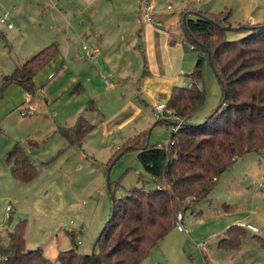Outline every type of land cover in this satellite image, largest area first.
I'll list each match as a JSON object with an SVG mask.
<instances>
[{
  "label": "rangeland",
  "instance_id": "1",
  "mask_svg": "<svg viewBox=\"0 0 264 264\" xmlns=\"http://www.w3.org/2000/svg\"><path fill=\"white\" fill-rule=\"evenodd\" d=\"M111 3L114 11L104 13L97 20L102 31L95 24L98 38L102 41L100 55L102 53L103 58L105 52L110 59L107 68H101L102 58L96 61V65L85 58L87 52L95 51L99 44L95 38L90 41L93 46L82 39V34L88 30L87 25L82 28L78 20L70 19L64 24L54 19L53 8L57 5L51 2L43 8H36L38 11L31 9L33 13L24 22L20 14L31 12L24 0H15L13 7L12 0H0V19L8 14V23L13 26L12 30H7L0 24V90L4 78L10 76L16 66L33 57L34 52H29L30 47L28 51L26 48L37 39L38 33H43L47 41L57 42L58 46L60 61L55 63L57 73L51 79H47V71L37 77L36 93L32 104L24 111L26 116L20 114L19 108L23 104H19L18 109L12 106V110L4 105L8 112L0 118L1 243H6L7 233L12 231L18 220H24L26 250L40 249L50 261H54L58 253L72 248H77L80 253H92L110 214L112 191L108 184H111L116 198L126 196L134 188H156V183L143 170L135 153L114 157L124 144L122 141L136 135L130 131L128 124L120 131L110 125L115 122L119 108H128L131 114H136L138 121L133 122L135 127L150 128L156 120L146 98L139 91L144 70V46L139 36L140 21L138 19L136 23L129 15L134 10L133 2L112 0ZM64 4L70 15L79 11V0L65 1ZM151 4L153 14L171 22L178 20L185 10L202 12L197 10L202 5L214 14L231 11L234 30L247 22H243L247 15L244 9L253 14L252 25L264 22V0H152ZM54 25L58 26L57 31ZM120 27L124 35L122 40L117 33ZM227 28L231 29L230 24ZM245 35L243 31H229L226 38L234 41ZM185 54L182 76L192 84L187 75L192 73L196 60L203 54ZM104 78L109 80L111 87L104 83ZM78 85H81V92L71 96ZM196 85L204 91L205 97L203 105L187 119L193 125L203 123L221 102L220 85L207 63L203 64L201 79ZM4 94V103L12 98L14 105L24 91L10 85ZM91 100L105 115L104 123L96 113L85 112ZM78 115L86 116L88 122L94 125V130L81 147L73 148L59 134V129L73 126ZM107 121L108 125L103 127ZM169 121L171 126H156L159 136L151 138L152 145L158 138L161 144L168 141L175 129L172 127L178 123L175 119ZM27 140L35 144H29ZM15 142L23 144L30 161L39 170V175L31 183L14 181L6 170L3 159ZM10 207L12 220L8 222ZM233 223L238 226L252 225L258 229L259 235H264V159L255 153L237 160L230 171L220 178L213 193L193 210L184 213L183 225L188 234L173 229L151 250L142 264H207L204 256L215 264H241L246 261V256L260 251L258 245L251 241L252 233L247 234V240L239 248L244 257H238L239 253L232 255L218 250L217 242H212L216 235L221 237ZM72 233L76 236L73 237ZM200 244L205 246L199 247ZM259 262L264 264V260Z\"/></svg>",
  "mask_w": 264,
  "mask_h": 264
},
{
  "label": "trees",
  "instance_id": "2",
  "mask_svg": "<svg viewBox=\"0 0 264 264\" xmlns=\"http://www.w3.org/2000/svg\"><path fill=\"white\" fill-rule=\"evenodd\" d=\"M230 17L227 11L181 13L184 52L203 54L187 75L191 88L175 87L166 101L167 108L181 122L166 143L150 145L148 134L141 133L127 140L114 155L137 153L143 170L155 179L157 186L152 190L134 188L126 196L116 198L109 184L112 205L93 256L72 248L50 261L40 249L26 250V222L20 219L7 233L6 243H1V236L0 264H142L151 249L175 229L176 215L181 213L184 218L187 210L206 199L221 175L230 171L237 160L251 153L264 159V22L239 25L232 30L227 28ZM229 31H243L246 35L229 41ZM189 46L193 49L189 50ZM57 55L55 44L42 49L14 69L0 93L9 85H17L33 96L35 76ZM204 63L211 67L220 85L221 102L203 123L193 125L187 119L204 102V91L196 85ZM94 109V102H90L87 110ZM155 125L171 126L170 121H156ZM93 129L94 125L80 116L73 126L59 129V134L69 147H79ZM3 161L20 183H31L39 175L20 143L12 146ZM118 184L119 181L116 187ZM11 220L10 207L7 221ZM246 237L240 226H232L218 247L237 249ZM252 239L264 249V237L254 234Z\"/></svg>",
  "mask_w": 264,
  "mask_h": 264
},
{
  "label": "crops",
  "instance_id": "3",
  "mask_svg": "<svg viewBox=\"0 0 264 264\" xmlns=\"http://www.w3.org/2000/svg\"><path fill=\"white\" fill-rule=\"evenodd\" d=\"M54 1L55 2H53L52 0H24V3L28 4L27 9L30 10L31 12L26 14V12L24 11L20 15L25 22V20L33 13V11L31 9H36V8L38 9L39 7L43 8L45 5H47L49 2H51L53 5L54 4L57 5L56 8H53L54 19H59L64 24H66V22H68V20H70V19L78 20V24L82 28H84V26L87 25L88 30L86 29V31H84V33L82 34V39L86 43H88L89 45H92V42H90V41H92L94 38L98 39L99 40L98 47L94 48V49H96V51H98V52H99V50H102L101 49L102 41L100 42V38H98L99 32H97V28L100 29V27L98 26L97 20L101 16H103L104 13H106L110 10L112 12L114 11V5H113V3H111L112 0H79V9H78L79 11L73 15H70L69 12H67V10L65 8V4H64L65 1L68 2L70 0H54ZM131 2H133L134 10L132 12H134V14H131L132 12H130L129 15H131L130 16L131 18H134L136 20V23H137L138 19L140 21V25L138 26L139 27V36L142 37L143 46H144V51L142 52V58H143V62H144L143 63V69L144 70H143V75H142L139 91L146 98V100L148 102L147 106L149 104V109H150L151 114H152L153 109L155 108V106L158 103H166V101L168 100V98L171 95L172 90L175 87H186V86L190 85V83H188V80L182 76L184 74L182 71V67L184 65V61H185V58L187 56L184 52V48H183L182 40H181V30H180V26H179L180 17H178V20L171 22L168 19L165 20L166 18L162 17L161 15L158 16V14H156V15L153 14V23L152 24H146V23L142 22L141 17H140L139 0H131ZM14 4H15V0H12V7ZM155 8H156V6H155ZM167 9L170 10V8H167ZM197 10L210 13L209 8L207 9V7L205 5L197 7ZM225 11H227V10H225ZM244 11H246L247 15L245 17L246 20L244 19L243 22H245V21H247V22L243 23V24L246 26H251L253 23V20H252L253 14H250V10L244 9ZM227 12H230V15H231V17L229 19L230 20L229 24H230L231 29H232L233 28V24L231 23L232 12L231 11H227ZM8 17L9 16L7 14L5 24H1V23L0 24L5 26L7 28V30H12L13 26H12V28L7 27V24H9L8 23ZM157 22L161 23L160 27H157L155 25V23H157ZM95 24H96L97 28H96ZM95 29H96V31H95ZM54 30L57 31L58 26L54 25ZM100 30L102 31V29H100ZM232 30H234V29H232ZM125 32H127V31H125ZM117 33L121 35V40H122V36H124V35L121 31V27ZM37 36H38L37 39L34 40L33 42L29 43L27 48H26V50L28 51V47H30L29 52H34L32 56H34L39 51H41V48L43 49V48L48 47V46L53 45V44L57 45V42H55L53 40L47 41V39L43 33H38ZM67 41H68V45H70V47H71L72 44L70 43L69 38H67ZM79 57H83V56L79 55ZM101 58H102V53L100 55V52H99V56H98L97 60H100ZM29 59H30V57H29ZM26 60H28V59H26ZM57 61L58 62L60 61L59 55H57L56 58L51 63H49L44 69H42L35 76V78H34L35 87H36V83H37V77L40 74L47 71L46 72L47 79H51L56 75V73H57L56 72V69H57L56 64H58V63H56ZM100 62L102 64L101 68H103V67L107 68L106 65H109L110 59L107 57L105 52H104L103 58ZM90 63H92V62H90ZM92 64H94V63H92ZM96 64H97V62L95 63V65ZM189 65H190V63H189ZM16 67H18V66H16ZM4 81H5V79H4ZM103 81L107 86L111 87V83L110 84L106 83L104 79H103ZM6 88L4 89V91L6 90ZM77 88H80L78 90V92L73 93L75 90L74 89L71 92V96L74 94H79V92H81V85H78L76 87V89ZM4 91L2 93H0V118L3 117L8 112L6 109H4V105H6V107L9 106V108H10L9 110H12L13 107L15 108L19 104H23V106L19 108L20 114H21L22 112L27 111V109L32 104L33 96L31 97L23 89H22V91H24V94H21L20 100L18 102H16L14 105H13V99L12 98H8L7 101L4 103V97H5ZM90 102H94V101L93 100L89 101L87 106L89 105ZM94 104H95V102H94ZM87 106L85 108L86 113H96L100 117L101 123H104L106 121L105 115L99 110V108L96 106V104H95V109L93 111H88ZM17 109H18V107H17ZM135 115H136L135 113L131 114L130 109H128V108H123V107L119 108L117 110L115 122H112L110 125H113L114 130L120 131V128L124 127L125 124L126 125L128 124V126L131 128V129L129 128L130 131L133 132V134H136V135H133V137H127L128 139H124L122 141V143L123 142L125 143L127 140L134 138L135 136H137L141 133H147L148 139H149V144L152 145L153 143L151 141V138L154 139V138H157V136H159L158 132H156V129H157L156 126H158V125L154 124L150 128H149V126L148 127H135V124H133V122L138 121V120H136ZM21 116H26V115L21 114ZM80 116H83L86 119V121L88 122L86 116H84V115H78V117H76V118L78 119ZM103 118H104V120H103ZM107 125H108V121L105 123V125L103 127H106ZM143 128H149V130L143 129ZM90 134H91V132L84 138V140L82 141V143L79 147L82 146L83 142L86 140V138ZM157 140H160V138H158ZM157 140H156L155 144L159 143V141H157ZM15 143H20V142H15ZM27 143L35 144L34 142H32L30 140H27ZM20 144L23 146L22 143H20ZM26 154L29 157L27 152H26ZM135 155L137 157V153H135ZM5 167H6L7 172L9 173L6 164H5ZM227 172H229V171H227ZM227 172H225V173H227ZM225 173H223L221 175V177ZM9 175H10V173H9ZM220 178H219V180H220ZM152 179L156 183V181L153 177H152ZM13 180L16 181L14 178H13ZM219 180L209 195H211L213 193V191L215 190V188L217 187V185L219 183ZM7 182H9V180H7ZM16 182H18V181H16ZM9 183H10V185H12L11 182H9ZM18 183H20V182H18ZM1 194H3L2 191H0V195ZM183 221H184V219H183ZM232 226H236V224L233 223V225H231L230 227H232ZM230 227H228L221 234V237L219 236L220 234L216 235L214 237L216 239H212V242H215V243L217 242L216 247L218 250L225 251V252L232 254V255H235V253H239L238 255H240V256H238V257H244L245 254L242 251H239V248L247 240V238H248L247 234L250 232L244 230L242 228V226H240V227L244 232H246L247 237L242 242V244L240 245L239 248L234 249V250H224V249H221L218 247L219 241L225 236V233L227 232V230ZM0 233H1V236H3L2 235L3 230H1ZM179 233H183V232H179ZM72 235H73V237L76 236L75 233H72ZM253 236H254V234H253ZM259 236H261V235H259ZM252 237H251V241L258 245L261 252L257 251V252H255V254L253 256L252 255L246 256L245 257L246 261H242L241 264H260L259 260H264V249H262L261 246L259 245V243L255 240H253ZM261 237H264V235H262ZM76 240H78V239H76ZM79 243H80V241L78 240V244ZM204 257L207 261V264H215L210 260V258L208 256H204Z\"/></svg>",
  "mask_w": 264,
  "mask_h": 264
},
{
  "label": "built area",
  "instance_id": "4",
  "mask_svg": "<svg viewBox=\"0 0 264 264\" xmlns=\"http://www.w3.org/2000/svg\"><path fill=\"white\" fill-rule=\"evenodd\" d=\"M140 3V17L143 23L146 24H152L153 23V7L151 4V0H139ZM6 16L7 14H5L3 16L2 19H0V23L1 24H5L6 22ZM155 25L157 27L161 26L160 22L155 23ZM8 28H12V24H7ZM193 48L190 46L189 50H192ZM99 56V52L98 51H88L86 54V58L92 62V63H96L97 58ZM105 82L110 84L109 80L107 78H104ZM188 88H191V85L188 86ZM21 114L24 115V112H22ZM153 117L157 122H168L170 119H175L178 121V123H180L181 121L177 118H175L172 114V112L167 108L166 103H158L155 108L153 109ZM174 130L173 132L176 130V126L172 127ZM183 215L181 213H178L176 215V224H175V229L178 232H183L185 234L188 233V230L184 227L183 225ZM3 226L0 223V232L2 230ZM242 228L252 234L255 235H259V231L257 228L253 227L252 225H243ZM0 240H1V233H0ZM204 244H200L199 247H204ZM3 262L6 261L5 258L2 259Z\"/></svg>",
  "mask_w": 264,
  "mask_h": 264
},
{
  "label": "water",
  "instance_id": "5",
  "mask_svg": "<svg viewBox=\"0 0 264 264\" xmlns=\"http://www.w3.org/2000/svg\"><path fill=\"white\" fill-rule=\"evenodd\" d=\"M5 80L7 79V78H4ZM175 125V124H174ZM109 185V184H108ZM109 187V186H108ZM103 231V230H102ZM102 231L100 232V234L98 235V238L96 239V242H95V244H94V246H93V248H92V253H91V255L93 256V252H94V249H95V245H96V243H97V241L100 239V235H101V233H102Z\"/></svg>",
  "mask_w": 264,
  "mask_h": 264
}]
</instances>
